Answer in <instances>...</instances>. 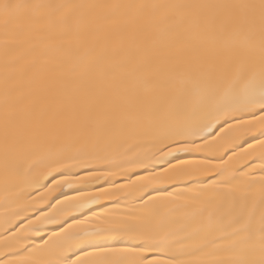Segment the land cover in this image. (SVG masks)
<instances>
[{
  "label": "snow or ice",
  "instance_id": "1",
  "mask_svg": "<svg viewBox=\"0 0 264 264\" xmlns=\"http://www.w3.org/2000/svg\"><path fill=\"white\" fill-rule=\"evenodd\" d=\"M0 264H264V0H0Z\"/></svg>",
  "mask_w": 264,
  "mask_h": 264
}]
</instances>
